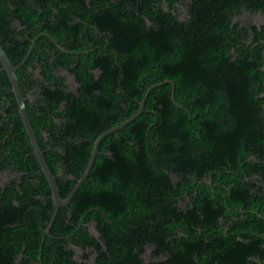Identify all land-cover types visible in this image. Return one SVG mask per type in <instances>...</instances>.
Instances as JSON below:
<instances>
[{
	"label": "trees",
	"instance_id": "trees-1",
	"mask_svg": "<svg viewBox=\"0 0 264 264\" xmlns=\"http://www.w3.org/2000/svg\"><path fill=\"white\" fill-rule=\"evenodd\" d=\"M32 41L17 79L63 199L149 92L47 236L0 64V264H264V0H0L13 65Z\"/></svg>",
	"mask_w": 264,
	"mask_h": 264
},
{
	"label": "water",
	"instance_id": "water-1",
	"mask_svg": "<svg viewBox=\"0 0 264 264\" xmlns=\"http://www.w3.org/2000/svg\"><path fill=\"white\" fill-rule=\"evenodd\" d=\"M34 46H35V41H32L31 45L29 47V50H28L26 56L23 58V60L18 65H13L11 63L10 59L8 58V56L6 55L3 47L0 44V64H1L4 72L6 73L7 78L9 80V83L11 85V91H12L14 99H15V103H16L18 113H19V116H20V119H21V122H22V125L24 128V132L29 139V143H30V146L32 148L33 155L35 156V159H36V161H37V163L41 169V172L45 176V178L48 182L49 188H50L51 200H52V203L54 206V211H53L50 223L45 230V234L47 236H49L51 225H52V223H53V221L57 215L58 210L67 207L71 203L72 199L74 198V196L77 193V191L79 190V188L86 181V179L90 173V170L93 166V163L95 161V157L98 153V148H99L101 141L105 137L109 136L110 134H112L118 130H121L123 127H125L129 123L133 122L136 118H138L142 114L143 108H144V100H145V97L148 94L149 90L147 91L145 97L141 101L139 109L137 110V112L133 116H131L130 118H128L127 120L122 122L120 125L115 126L111 129H109L108 131L104 132L95 140V142L93 144V148H92L90 158L88 160L86 169H85L82 177L74 185L73 189L68 194V196L65 199H63L59 194V190L57 187L55 177H54L53 173L51 172L50 168L48 167V165L44 159V156H43V153L39 147L36 135L33 131L31 123L29 121V117H28L27 109H26V105H25V99L23 97V94L21 92V88L19 86V82L17 79V72L25 65V63L29 59ZM61 50L64 51L63 49H61ZM164 83L172 85V88H173V83L171 81H165Z\"/></svg>",
	"mask_w": 264,
	"mask_h": 264
},
{
	"label": "rangeland",
	"instance_id": "rangeland-1",
	"mask_svg": "<svg viewBox=\"0 0 264 264\" xmlns=\"http://www.w3.org/2000/svg\"><path fill=\"white\" fill-rule=\"evenodd\" d=\"M236 20L240 21L242 24L251 22L252 24L259 25L262 23V18L259 16H248L247 14L242 15L241 17L237 18ZM72 79H69L68 82L70 83Z\"/></svg>",
	"mask_w": 264,
	"mask_h": 264
},
{
	"label": "bare ground",
	"instance_id": "bare-ground-1",
	"mask_svg": "<svg viewBox=\"0 0 264 264\" xmlns=\"http://www.w3.org/2000/svg\"><path fill=\"white\" fill-rule=\"evenodd\" d=\"M142 200V199H141Z\"/></svg>",
	"mask_w": 264,
	"mask_h": 264
}]
</instances>
